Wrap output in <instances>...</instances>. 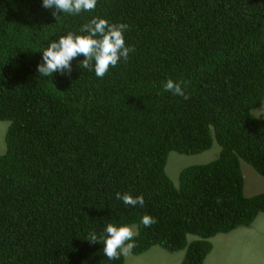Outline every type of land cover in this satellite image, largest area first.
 Here are the masks:
<instances>
[{
	"label": "trees",
	"instance_id": "1",
	"mask_svg": "<svg viewBox=\"0 0 264 264\" xmlns=\"http://www.w3.org/2000/svg\"><path fill=\"white\" fill-rule=\"evenodd\" d=\"M43 0H0V264H125L109 260V223L139 233L134 254L159 244L203 264L220 233L249 226L264 193L249 196L241 161L264 176V0H98L78 15ZM93 17L127 23V61L99 78L82 69L43 77L42 49ZM37 50V51H34ZM184 81L188 99L164 90ZM210 163L167 173L173 151ZM117 193L143 195L127 206ZM144 215L157 219L145 227Z\"/></svg>",
	"mask_w": 264,
	"mask_h": 264
},
{
	"label": "clouds",
	"instance_id": "2",
	"mask_svg": "<svg viewBox=\"0 0 264 264\" xmlns=\"http://www.w3.org/2000/svg\"><path fill=\"white\" fill-rule=\"evenodd\" d=\"M97 2L98 0H43L42 6L52 10V15L56 16L58 19L61 13L78 15L81 12H91L95 10ZM129 28L130 26L127 23H110L106 18L93 17L80 28V34L69 32L66 35H61L58 39L52 40L47 48L39 50L42 51V62L38 65L37 72L43 77H51L56 72L70 75L72 71V61L83 56L84 59L79 63V67L89 71H92L94 68L95 75L99 78H103L108 73L110 67H116L121 60L127 61L130 53L135 51L134 46H128L126 44L124 33ZM163 87L165 91L171 92L174 96H180L184 99L189 98L185 91L186 84L184 81L176 82L172 79H168ZM260 115H264V113L261 112ZM215 141L216 139L214 142ZM260 193H264V189L252 194H246L252 196ZM116 198L122 200L127 206L142 207L145 204L142 194L133 196L130 193H117ZM262 216H264V211L259 212L255 221L251 225L245 227L249 228L255 222H259ZM141 222L145 227H150L158 221L155 217L144 215ZM138 235L139 233L131 226L109 223L104 230V234L101 236L98 237L95 232H91L84 239L91 244L97 242L102 243L104 245V256L109 260H118L121 256L127 258V255L136 246L134 238ZM155 246L162 247L167 254L172 256L182 255L179 264H183L182 262L185 258L186 250L171 252L159 244L152 245L146 252L141 254L131 253L136 256L146 253L149 254L154 250L153 247ZM212 251L207 255L203 264H205Z\"/></svg>",
	"mask_w": 264,
	"mask_h": 264
},
{
	"label": "rangeland",
	"instance_id": "3",
	"mask_svg": "<svg viewBox=\"0 0 264 264\" xmlns=\"http://www.w3.org/2000/svg\"><path fill=\"white\" fill-rule=\"evenodd\" d=\"M264 113V104L260 113ZM8 121L0 120V154L6 151L5 139ZM220 145L215 141L210 149L202 153L187 154L173 151L169 154L166 170L172 180L179 182L184 167L193 164L207 163L220 153ZM245 178L246 193L252 194L264 189V176L259 174L249 163L241 161ZM213 253L205 264H264V221L255 222L251 227L241 226L231 233H220L213 239ZM159 260L168 259L169 254L162 247H153ZM149 254L136 256L131 252L125 264H141Z\"/></svg>",
	"mask_w": 264,
	"mask_h": 264
},
{
	"label": "crops",
	"instance_id": "4",
	"mask_svg": "<svg viewBox=\"0 0 264 264\" xmlns=\"http://www.w3.org/2000/svg\"><path fill=\"white\" fill-rule=\"evenodd\" d=\"M262 221H264V216H262L261 219L259 220V222H262ZM213 251H212V253H213ZM210 255H209V257H210ZM181 257H182V255H180V254L177 256H172L169 254L168 259L159 260L156 256V250H152L149 253L148 258L146 260H144L143 262H141V264H179Z\"/></svg>",
	"mask_w": 264,
	"mask_h": 264
}]
</instances>
